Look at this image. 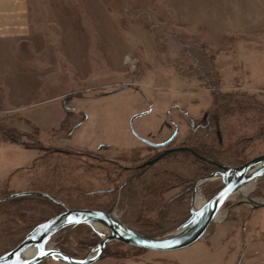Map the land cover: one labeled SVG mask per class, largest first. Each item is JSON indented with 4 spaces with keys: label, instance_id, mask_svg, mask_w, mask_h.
Wrapping results in <instances>:
<instances>
[{
    "label": "rangeland",
    "instance_id": "rangeland-1",
    "mask_svg": "<svg viewBox=\"0 0 264 264\" xmlns=\"http://www.w3.org/2000/svg\"><path fill=\"white\" fill-rule=\"evenodd\" d=\"M27 9L28 34L0 40V197L39 190L62 204L32 197V208L19 206L0 216V227L5 228L4 218L6 228L29 219L35 220L33 226L67 209L112 205L110 213L141 232L145 223L138 214L150 205L147 217L160 220L159 206L152 205L145 186L134 198L126 197L125 186L111 203L108 191L118 173L133 172L149 156L191 139V123L201 120L214 103H226L220 100L223 94H231L232 100L248 98L253 107L241 111L230 105L219 125L226 140H234L238 132L252 140L246 144L244 162L236 167L264 154V130L258 133L263 120L254 110L264 113L263 32L253 40L228 36L218 42L207 34L203 16L194 21V15H176L168 0H27ZM75 124L71 134L63 130ZM2 126L34 136L42 151L9 140ZM176 131L170 145L147 144H162ZM196 166L166 160L158 169L193 173ZM222 184L221 179L202 182L197 198L205 205ZM248 185L246 194H235L223 206L224 221L213 222L191 246L172 251L141 248L139 259L138 251L113 241L91 264H252L253 255L264 264V207L245 202L246 196L264 202V176ZM178 190L164 197L163 214L176 221L161 232L163 237L181 229L188 219L176 227L196 209L188 196L185 206L174 199ZM47 204L53 211L45 210ZM183 207L188 211L182 217ZM86 225L61 230L49 237L47 246L57 249L69 235L70 250L85 258L96 245L81 250L75 232H87L94 243L107 234L106 227ZM109 248L130 258L111 257ZM39 264L70 263L48 258Z\"/></svg>",
    "mask_w": 264,
    "mask_h": 264
},
{
    "label": "trees",
    "instance_id": "trees-1",
    "mask_svg": "<svg viewBox=\"0 0 264 264\" xmlns=\"http://www.w3.org/2000/svg\"><path fill=\"white\" fill-rule=\"evenodd\" d=\"M232 99L233 96H231V94H223L220 100L225 101L226 103H222V102L214 103L213 109L209 113L205 114L201 120L193 121L191 123L190 126L191 130L195 132L194 135H192L193 137L191 136V139L190 138L187 139L185 143L176 147H188L189 149L193 150V152L195 151V154L192 151H181L176 153H170L162 160L149 167L145 166L142 167L141 169L139 167H136L133 172L128 171V173H124L123 171H120L118 173V178L116 179L115 187L109 189L108 191V194L111 196V203L115 202L116 192L117 191L122 192L121 189L123 187L125 186L127 187L126 197L134 198L136 197V194L141 190L140 189L141 186H145L146 189L149 188L148 192L150 193V195H152L150 200L151 202H154V204L152 203L151 204L156 207L159 206L158 208L160 209L159 214L162 218L160 220H152L151 218L147 217V213L150 214L153 210V208L150 205H149L150 207L149 206L144 207L143 214H141V212L139 214L137 213L138 215H140L142 222L145 223L142 225L144 228H141L142 230L140 232L141 234L150 237H163V235H161L162 234L161 232L166 233V231L170 228V226H173V224L175 223L176 220H174V218L172 222H170L172 219L170 218L171 215L167 216L163 214L162 205L166 204L164 201L165 200L164 197H166V194L170 193L172 190L179 189L176 195L174 196V199L176 198L175 199L176 201L177 200L184 201L183 206H185L186 205L185 201H187V196L191 200L192 191L196 182L199 181L201 178H204L217 170L211 164L212 162H217L224 166H232V167H236V165H240L244 162V160L242 159H243V153L247 146L246 144L252 141L249 139V135L247 133L239 134L238 132L237 134L235 133L234 140L233 139L226 140L225 139L226 136H222L220 134L219 125L221 122V118H223V116L230 113L229 112L231 110V108L229 107L230 105L236 106V108L241 109V111L247 109L251 110L253 107H251L250 104H252V102H250L248 98H244L242 100L241 99L232 100ZM254 110L256 111V115L260 114L262 117L263 124L260 125V130L258 132V133H262L264 130V113L258 110L257 108ZM76 126L77 125L75 124L71 127L70 130H65V129L63 130L66 131L68 134H71ZM2 127L3 130L7 132L5 134V137L13 141L14 143H19L27 148H37L42 151L41 146L39 144L41 143V141L34 139L33 135L32 138L29 137V135L27 134H24L22 132L20 133L17 129L10 128L8 126H2ZM177 136L178 134L168 143V145L172 144L174 140L177 138ZM28 142L32 143L33 145H30ZM150 146L152 148H157L152 145ZM43 152L47 153L46 150H44ZM166 160H169L170 163L178 160L191 161V165L196 163L198 166H196V172L193 173H190V171L187 172L186 170H185L186 172L183 170L179 171L173 168L158 169L159 163L164 162ZM149 171H152L153 174L151 175V177L145 178V175ZM131 182L137 183V185H140V187H138V189H135L134 183L131 184ZM222 188H223V184L209 198L211 199ZM40 196H42L43 198L44 197L50 198L55 203L62 204L60 203L61 202L60 199L58 200L57 198L52 197L49 193L42 192L39 190H28L20 193H16L12 191L0 197V216L7 215L9 212L12 211V209L17 208L19 206L20 207L27 206L32 208L33 207L32 204L34 203L31 202H33L35 197H40ZM40 203L42 205L43 202ZM112 207L113 206L110 205L108 208H103V209L101 208H74V209H95L110 213ZM53 209L54 207L48 204L45 207V210L47 212L53 211ZM135 209L136 211H141L136 207ZM183 209L186 214L183 212ZM183 209L180 210L182 217L183 215H187V211H188L187 209L185 210L184 207ZM68 210L71 209L64 210L60 213H63ZM43 212H45L44 209ZM60 213L56 214L55 216L59 215ZM170 213H172V211ZM189 217L190 214L176 228L183 225V223L187 221ZM33 220L34 219H29L28 221L26 222L24 221L23 224H20L18 226L6 228L7 225L6 222L8 220L7 218H4L3 226L5 228L0 227V249L2 250L3 248H6V246H11L12 244L15 243L16 245L21 243L40 224L48 221L49 219L44 221H39L38 223L31 226V224H33V222L35 221ZM154 223H158V224L155 225ZM84 225L86 224L75 225L73 227H83ZM75 235L80 238L78 245L81 250H84L89 246L91 248V246L97 245L100 242V240H98L97 242L94 243L95 240H93V238L87 232L77 231L75 232ZM95 235L97 238L98 234L95 233ZM69 237H70L69 235L64 236L62 238L63 239L62 242L58 243L57 249L74 258H79L78 255L75 252L71 251L69 248V246L72 245L71 242H69ZM13 247L0 253V256L11 251ZM110 253H111L110 256L115 258L125 259L127 257L121 255V251L119 252L116 249H111Z\"/></svg>",
    "mask_w": 264,
    "mask_h": 264
},
{
    "label": "water",
    "instance_id": "water-1",
    "mask_svg": "<svg viewBox=\"0 0 264 264\" xmlns=\"http://www.w3.org/2000/svg\"><path fill=\"white\" fill-rule=\"evenodd\" d=\"M177 133L178 131L175 132L172 138L162 144H148L155 147L166 146ZM189 150L188 147H177L165 150L155 158L146 161L143 166H151L170 153ZM214 165L218 168L215 172L196 182L192 191V205L196 203L197 193L202 182L221 179L223 188L201 210L195 209L181 229L170 236L150 237L143 235L127 226L113 215V213L95 209H71L40 224L15 248L1 255L0 264H39L48 258L70 264H91L101 257L106 246L113 241L156 251H172L189 247L205 235L210 225L215 221L218 212L230 200L232 195L244 185L264 176V154L238 167L224 166L219 163H214ZM245 202L251 203L256 208L264 207V202L256 201L250 196H246ZM92 221L103 224L107 229V234L102 236V241L93 247L85 258H74L58 249L47 246L49 237L61 230L70 226L91 224ZM29 246L36 247L37 253L32 258L26 259L22 256V252Z\"/></svg>",
    "mask_w": 264,
    "mask_h": 264
},
{
    "label": "crops",
    "instance_id": "crops-1",
    "mask_svg": "<svg viewBox=\"0 0 264 264\" xmlns=\"http://www.w3.org/2000/svg\"><path fill=\"white\" fill-rule=\"evenodd\" d=\"M168 4L181 17L194 15L197 21L196 16H203L207 34L218 42L228 36L253 40L264 34L259 29L264 27V0H168ZM27 10V0H0V40L28 34ZM252 258V264L262 262Z\"/></svg>",
    "mask_w": 264,
    "mask_h": 264
},
{
    "label": "bare ground",
    "instance_id": "bare-ground-1",
    "mask_svg": "<svg viewBox=\"0 0 264 264\" xmlns=\"http://www.w3.org/2000/svg\"><path fill=\"white\" fill-rule=\"evenodd\" d=\"M212 180H214V179H212ZM251 183V182H250ZM251 187V185H248V184H246V185H244L243 187H241L235 194H239V193H247L248 192V190H249V188ZM234 194V195H235ZM234 195H232V196H234ZM232 196H231V198H232ZM230 198V199H231ZM196 210H201L202 208H203V206H204V201H202V200H200L199 198H197V200H196ZM223 208V207H222ZM222 209L218 212V214L216 215V217H215V219L216 220H218V219H220V217H221V214H222ZM91 225L96 229V230H100V229H103L105 226L103 225V224H101L100 222H97V221H92L91 222ZM105 229V228H104ZM175 232H173L172 234H174ZM172 234H170V235H172ZM206 234V233H205ZM170 235H168V236H170ZM48 247H50V246H48ZM37 253V248L36 247H34V246H29V247H27L26 249H24L23 250V252H22V256L24 257V258H26V259H30V258H32L35 254ZM46 260V259H45Z\"/></svg>",
    "mask_w": 264,
    "mask_h": 264
},
{
    "label": "flooded vegetation",
    "instance_id": "flooded-vegetation-1",
    "mask_svg": "<svg viewBox=\"0 0 264 264\" xmlns=\"http://www.w3.org/2000/svg\"><path fill=\"white\" fill-rule=\"evenodd\" d=\"M159 154H160V153L156 154L155 156H149V157H148L146 160H144V162L141 163L138 167H139L140 169H141L142 167H145V166H143V164H144L146 161L155 158V157H156L157 155H159ZM151 157H152V158H151ZM114 161H117V160L114 159ZM147 167H149V166H147ZM191 198H192V196H191ZM123 245H125V244L123 243ZM125 246L130 247V248H131L133 251H135V252L138 251V255H137L136 257L140 256L139 259H141V248L134 247V246H129V245H125ZM125 259H128V258H125Z\"/></svg>",
    "mask_w": 264,
    "mask_h": 264
},
{
    "label": "built area",
    "instance_id": "built-area-1",
    "mask_svg": "<svg viewBox=\"0 0 264 264\" xmlns=\"http://www.w3.org/2000/svg\"><path fill=\"white\" fill-rule=\"evenodd\" d=\"M221 217H222V216H221ZM221 221H223V219L220 218V219H219V222H221Z\"/></svg>",
    "mask_w": 264,
    "mask_h": 264
}]
</instances>
